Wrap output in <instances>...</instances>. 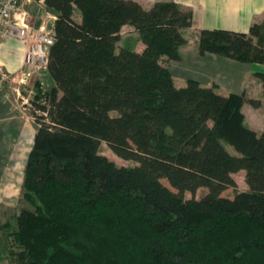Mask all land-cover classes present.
<instances>
[{
  "label": "trees",
  "instance_id": "16d2710c",
  "mask_svg": "<svg viewBox=\"0 0 264 264\" xmlns=\"http://www.w3.org/2000/svg\"><path fill=\"white\" fill-rule=\"evenodd\" d=\"M43 3L55 15L53 82H36L31 100L22 193L31 209L8 233L20 263L264 264V131L241 111L260 100L193 78L177 86L163 63L180 59L192 12L173 0ZM124 25L141 51L117 46ZM198 51L264 65V20L248 32L202 28ZM254 75L264 87V72ZM102 142L136 164L117 165ZM240 170L245 190L232 176Z\"/></svg>",
  "mask_w": 264,
  "mask_h": 264
},
{
  "label": "crops",
  "instance_id": "0c3cea01",
  "mask_svg": "<svg viewBox=\"0 0 264 264\" xmlns=\"http://www.w3.org/2000/svg\"><path fill=\"white\" fill-rule=\"evenodd\" d=\"M135 1L147 9L156 1L165 0ZM173 1L192 12L191 26L182 29L186 42L179 47L180 59H163V63L172 73L175 84L182 86L188 78H194L203 86L216 84L218 91L224 95L245 92L248 97L259 99V107L244 103L241 111L247 126L258 133L264 131V87L254 75L256 71L264 72V65L240 62L215 53L201 54L198 51V32L200 29L225 28L248 32L253 23L264 20V0ZM26 6L25 4L24 8L29 13ZM127 27H130V30L132 29L137 34V31L130 25H124L121 30ZM138 45V47L137 45L134 46L133 50L141 51L143 49L141 42ZM24 51V46L15 40L1 41L0 67L9 73L20 70ZM188 61L196 62L195 67L201 66L202 68L200 71L195 70V75H191L193 77L182 78L179 74L182 73V68L188 66L186 64ZM200 78L205 82L201 81ZM24 103L16 102L14 97L8 98L2 94V88H0V206L9 208L25 206L22 198L24 178L22 169L25 170V160H27L32 147L36 130L33 117L23 106ZM18 169L19 173L16 174L15 170ZM240 171L244 173V170ZM14 175H17L16 180L13 179ZM13 205L15 207H12Z\"/></svg>",
  "mask_w": 264,
  "mask_h": 264
},
{
  "label": "rangeland",
  "instance_id": "374dc122",
  "mask_svg": "<svg viewBox=\"0 0 264 264\" xmlns=\"http://www.w3.org/2000/svg\"><path fill=\"white\" fill-rule=\"evenodd\" d=\"M26 5H27L26 9L30 13L29 14L30 15L29 22L31 24L37 26L39 24L40 20H39L37 13H36L37 12L36 11V7H37L36 3L32 2V3L26 4ZM45 9H46L45 11H47L46 7H45ZM73 16H74L75 20H80V15L76 10H75ZM137 34L132 29L130 30V27L122 29L120 31V39L117 42V46L118 47L127 46L128 48H132V49H134V46H136V45L138 47L139 46L138 44L141 41H140L139 36ZM141 45H143L142 42H141ZM184 63H186V62H184ZM186 64L188 66L186 68H182V73L179 74V76L182 78L193 77L191 75H195V70L200 71L202 68L201 66L195 67L196 62L191 63L188 61V63H186ZM197 65H201V64H197ZM23 66H24V58H23L22 67L20 68V70H18L16 72L9 73L0 67V74L4 78L3 84H2V94H5L10 99H12L14 97V100H16V102H20L22 104H23V102H25L23 106H25V108L27 109V112L28 111L30 112V109L32 107L31 106V100H32V97L34 95V92L36 91V82H38L40 84V87L42 89H47L51 86V84H52L51 82H53V81L50 78V76L48 75L47 71L45 70L42 72V74L40 76L35 75V77L26 79L25 83H19L17 77L20 76V71L22 70ZM201 75H203V74H201ZM199 77H201V76L199 75ZM200 79H201V81L205 82L204 80H202V78H200ZM16 88H18V92L20 94L17 93ZM111 114L114 115V114H116V112H111ZM227 149L232 153H236L234 151L233 147H231L230 145H227ZM99 151L101 154H103V155L107 156L109 159L113 160L117 165L133 166L136 164V162L133 160H125V159L120 158L116 154H114L110 150V148L106 145V143H104V142H102L100 144ZM22 170L24 171V168ZM15 172H16V174H18L19 169L15 170ZM23 174H24V172H23ZM232 176H233L234 180L236 181L237 190L247 189V184H246L245 179H244V173L242 171H238V172L232 174ZM13 179L16 180L17 175H14ZM15 185H16V183H15ZM21 187H22V185H21ZM206 191H207V189L205 187H200L196 191L195 197L196 198L201 197L202 195H204V193H206ZM234 192H235L234 190L228 189L226 191V196L232 197ZM185 197L189 198V197H191V194L189 192H185ZM23 203H24L25 207H28L29 209H31V207L29 205H27L25 202H23ZM12 207H15V205H13ZM20 208H18V207L17 208H9V207H5L3 205L0 206V264H22V263H20L18 256L15 254V252L16 251L18 252L19 249L12 244L11 237L8 235V233L10 232V230L14 226V223H15L14 219H15V216L18 214ZM7 221L9 222V225L7 227H3L2 224H4ZM10 250L13 251V253L9 252Z\"/></svg>",
  "mask_w": 264,
  "mask_h": 264
},
{
  "label": "built area",
  "instance_id": "2783aa9c",
  "mask_svg": "<svg viewBox=\"0 0 264 264\" xmlns=\"http://www.w3.org/2000/svg\"><path fill=\"white\" fill-rule=\"evenodd\" d=\"M35 2L39 17L37 26L29 22V13L24 5ZM43 0H0V42L15 40L24 46V66L18 76L19 83L40 76L46 70L48 50L54 41L53 23L55 15L45 11ZM0 74V88L3 84ZM17 93L18 88H16ZM20 94V93H19Z\"/></svg>",
  "mask_w": 264,
  "mask_h": 264
}]
</instances>
